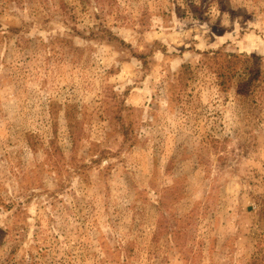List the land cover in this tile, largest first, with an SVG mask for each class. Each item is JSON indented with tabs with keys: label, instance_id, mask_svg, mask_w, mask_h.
I'll return each instance as SVG.
<instances>
[{
	"label": "rangeland",
	"instance_id": "rangeland-1",
	"mask_svg": "<svg viewBox=\"0 0 264 264\" xmlns=\"http://www.w3.org/2000/svg\"><path fill=\"white\" fill-rule=\"evenodd\" d=\"M0 264H264V0H0Z\"/></svg>",
	"mask_w": 264,
	"mask_h": 264
}]
</instances>
